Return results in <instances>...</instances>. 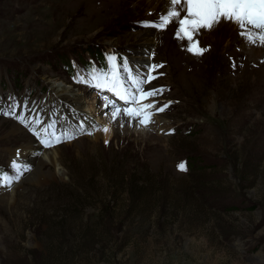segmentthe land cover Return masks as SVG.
<instances>
[{
    "label": "rangeland",
    "instance_id": "rangeland-1",
    "mask_svg": "<svg viewBox=\"0 0 264 264\" xmlns=\"http://www.w3.org/2000/svg\"><path fill=\"white\" fill-rule=\"evenodd\" d=\"M170 7L174 20L185 14L169 0H0V177L28 173L14 152L27 136L6 135L22 123L3 113L35 102L55 125L41 139L61 137L51 144L63 172L46 165L14 194L0 179V264H264V45L223 21L194 34L207 51L193 54L176 23L153 26ZM145 29L148 66L134 57ZM108 49L146 72L162 66L147 84L159 90L143 100L147 126L144 113L113 120L98 88L70 80L71 57L88 70ZM59 84L74 91L72 109ZM106 125L111 137L95 140Z\"/></svg>",
    "mask_w": 264,
    "mask_h": 264
},
{
    "label": "snow or ice",
    "instance_id": "snow-or-ice-1",
    "mask_svg": "<svg viewBox=\"0 0 264 264\" xmlns=\"http://www.w3.org/2000/svg\"><path fill=\"white\" fill-rule=\"evenodd\" d=\"M170 6L183 5L185 6V14L182 18L174 20L173 18L180 17L181 12L174 7H170L166 13L159 18V22L153 26L161 29L167 27L170 23H176V36L177 38H185L189 41L187 50L196 55H202L207 49L199 46V41H193L194 34L200 29H211L214 25L223 21L231 22L237 25L241 30L240 35L244 36L249 43H257L264 45V0H169ZM115 57L109 56L110 62L115 61ZM156 67H162L161 65L153 66V70ZM92 81H95V87L101 90H107L111 92L119 100L124 101L125 104H138L140 107L132 108L125 107L121 110L116 107L112 100H108L105 107H113L115 110L112 112V118L115 120L118 115L123 112L124 115L136 119L144 113L143 118L139 120V123L143 126H147L150 122L151 113H145L146 109L153 108L152 103L141 104V101L148 97L154 96L159 90H145L143 85L150 82L155 77L141 78L139 75H133L132 70L129 68L128 62L125 61L122 66L110 65L108 71H101L93 69L89 73ZM15 105L9 106L7 112L4 115H9L17 119L20 123L24 124L30 131H34L32 124L40 125L38 131H34V134L39 136L40 132L48 133L49 128H54V124H48L44 127V122L41 121L39 115L32 117L30 114L25 115L23 112H17ZM164 107H167L166 105ZM157 111H163L164 108L160 107ZM105 132L109 129L104 128ZM90 134V133H89ZM55 143H60L61 137L55 136L52 133ZM65 138L69 137L68 133H62ZM41 143L45 146H51L52 141L41 139ZM107 143V141H106ZM13 167L15 163L13 162ZM181 170H185L183 163L178 165ZM20 177L16 175L9 177L6 174L0 179H3L7 184H10L13 180H18Z\"/></svg>",
    "mask_w": 264,
    "mask_h": 264
},
{
    "label": "bare ground",
    "instance_id": "bare-ground-1",
    "mask_svg": "<svg viewBox=\"0 0 264 264\" xmlns=\"http://www.w3.org/2000/svg\"><path fill=\"white\" fill-rule=\"evenodd\" d=\"M150 2L154 3L155 5L161 4L163 5V1L164 0H149ZM178 6V5H177ZM159 9V8H158ZM234 24V23H233ZM235 27H237L236 24H234ZM152 36V30L151 29H145L143 31H141L140 33H138L135 38L137 41H141L139 43V45L141 44V46H148V47H143L141 49H139L140 51H138V53L136 54L135 60L139 61L140 64H143L145 66L149 65V60L146 56V53L148 52V50L150 49V46L152 44H154V42H152L153 40L151 39ZM149 56V55H148ZM133 57V55L131 56ZM128 62H129V58H127ZM116 61V60H115ZM153 61V60H152ZM129 65V63H128ZM148 68V67H147ZM93 82V81H92ZM59 85L56 86H51L53 89V93H55L58 97H60V99L65 102L66 105H68L69 109H72V106H70V103L68 104L67 101L72 100L73 102L76 101V98H74V91L72 89H68L66 87H61ZM74 96V97H73ZM21 102V101H19ZM78 102V100H77ZM64 105V104H63ZM22 107H20L18 105V110L21 109ZM17 110V111H18ZM44 110L45 108L43 107L42 104H40L39 102H35L33 104H29L27 103L25 105V115H31L32 117H36L37 114L39 115V118L41 119V121L45 120L46 116L44 114ZM54 112V111H53ZM45 116V118H44ZM78 119H82L84 120L83 116H77ZM86 123V122H85ZM20 125V124H19ZM19 125H15L12 124L10 126L9 131L7 132L6 135H12V136H16V135H22V136H27V141L26 143L22 144L18 149L14 148V152L18 153L21 152L26 153L23 161H24V167L28 168V173L24 174L25 178H19L18 180H13L15 182H12L13 188L11 189V193L14 194L15 190L14 186H18L19 183L22 182H27V183H38L44 180L45 177V173L43 172V168L46 165H51L52 167H54L55 172L57 173V175H62L63 172L62 170H59V162L57 160L58 156H57V149L56 147H53V145L51 144V146H45V144L41 143V138H42V132H40L39 136H33V137H28V134L26 133L27 130H29L27 127H25L24 124H22V126ZM34 125V123L32 124V126ZM44 125V124H43ZM41 126L38 125V128L36 131L39 130ZM105 128H108L109 130L107 132H105L103 129L100 131V133L94 135V139L98 140L99 138H102L103 140L110 138L112 135V129L110 128L109 125H106ZM56 132L60 131V127H58V131L57 128L55 130ZM56 136V135H55ZM39 140H37V139ZM36 142H35V140ZM54 139H52L53 141ZM32 149V150H31ZM31 151V155H29L27 152ZM36 153V154H35ZM15 157V155H14ZM17 157V156H16ZM12 159V158H11ZM13 190V191H12ZM9 193V194H11ZM4 201H8L9 199V195H3L2 196Z\"/></svg>",
    "mask_w": 264,
    "mask_h": 264
}]
</instances>
